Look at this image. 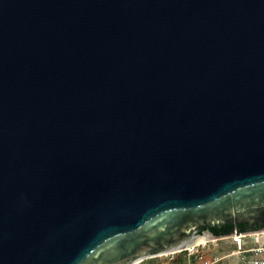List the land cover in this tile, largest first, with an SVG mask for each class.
I'll list each match as a JSON object with an SVG mask.
<instances>
[{
	"label": "water",
	"instance_id": "water-1",
	"mask_svg": "<svg viewBox=\"0 0 264 264\" xmlns=\"http://www.w3.org/2000/svg\"><path fill=\"white\" fill-rule=\"evenodd\" d=\"M263 221L264 0H0V264Z\"/></svg>",
	"mask_w": 264,
	"mask_h": 264
},
{
	"label": "built area",
	"instance_id": "built-area-1",
	"mask_svg": "<svg viewBox=\"0 0 264 264\" xmlns=\"http://www.w3.org/2000/svg\"><path fill=\"white\" fill-rule=\"evenodd\" d=\"M244 236H233L235 248L230 254L217 255L206 249V244L201 243L197 246L187 248L178 253L164 255L158 258L159 262H153L154 259L144 260L136 264H223V260L232 257L236 264H264V242L260 243L258 238H255L252 244L247 245L242 242Z\"/></svg>",
	"mask_w": 264,
	"mask_h": 264
},
{
	"label": "rangeland",
	"instance_id": "rangeland-1",
	"mask_svg": "<svg viewBox=\"0 0 264 264\" xmlns=\"http://www.w3.org/2000/svg\"><path fill=\"white\" fill-rule=\"evenodd\" d=\"M242 242L246 243L247 245L252 244L255 238L259 239V242H264V234H252V235H243ZM235 244L233 242V237L230 239L218 240V241H210L206 244V249L212 253H215L219 256L230 254L233 249L235 248ZM161 259L164 258H156L153 262H159ZM223 264H236L235 260L232 257H228L223 260Z\"/></svg>",
	"mask_w": 264,
	"mask_h": 264
},
{
	"label": "flooded vegetation",
	"instance_id": "flooded-vegetation-1",
	"mask_svg": "<svg viewBox=\"0 0 264 264\" xmlns=\"http://www.w3.org/2000/svg\"><path fill=\"white\" fill-rule=\"evenodd\" d=\"M263 227L264 226L262 225V222H261L259 224H256L254 227H250V226H248V224H239L237 226L232 225L231 229L233 231L237 230L240 233H250V232H253V231L258 230V229L263 228ZM217 229L220 231L222 229V227L217 228Z\"/></svg>",
	"mask_w": 264,
	"mask_h": 264
},
{
	"label": "trees",
	"instance_id": "trees-1",
	"mask_svg": "<svg viewBox=\"0 0 264 264\" xmlns=\"http://www.w3.org/2000/svg\"><path fill=\"white\" fill-rule=\"evenodd\" d=\"M262 225L264 226V221L262 222ZM231 226L232 225H230V224H223L220 226V227H222V229L220 231L217 229L220 227H217V226L211 227L210 230L216 236L226 235V234L233 232V230L231 229Z\"/></svg>",
	"mask_w": 264,
	"mask_h": 264
},
{
	"label": "bare ground",
	"instance_id": "bare-ground-1",
	"mask_svg": "<svg viewBox=\"0 0 264 264\" xmlns=\"http://www.w3.org/2000/svg\"><path fill=\"white\" fill-rule=\"evenodd\" d=\"M200 243H205V242H203V241H200L198 244H200Z\"/></svg>",
	"mask_w": 264,
	"mask_h": 264
}]
</instances>
